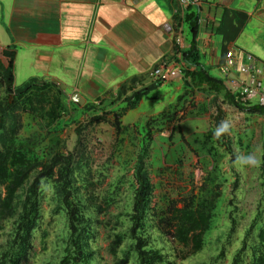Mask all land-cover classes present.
Segmentation results:
<instances>
[{
	"label": "rangeland",
	"instance_id": "rangeland-1",
	"mask_svg": "<svg viewBox=\"0 0 264 264\" xmlns=\"http://www.w3.org/2000/svg\"><path fill=\"white\" fill-rule=\"evenodd\" d=\"M209 72L218 76L215 71ZM148 77L151 78L150 72ZM157 85L151 84L152 87ZM17 86H20L19 83ZM190 87L173 101L163 95V102H154L153 97H148L152 92L145 97L147 89H139L134 97L133 92L122 101L112 99L81 113L67 111L60 103L54 120L47 119L40 110L31 113L22 105V109L17 111L20 128L14 136L12 148L28 157L31 165L50 163L58 155L69 157L70 154V192L74 200L83 204L85 216L92 220L86 223L90 235L86 241L88 247L96 252L94 263L113 262L115 258L107 251L108 245L115 233H123L117 257L128 253L127 264H137L134 239L129 233V214L137 184L136 166L147 140L146 130H150L151 141L149 154L144 160L145 170L141 175H145L152 184L151 205L156 204L159 210L166 197L176 199L189 192L198 194L205 182L219 193L212 222L197 252L189 254L187 249L168 235L163 236L156 230L150 215L146 214L144 229L151 246L165 253L172 264H231L247 231H250L249 241L256 242L257 229L264 223V166L242 167L237 157L255 153L264 159V114L240 111L226 103L223 92ZM16 94V91L7 93L5 85H0L1 114L11 108L7 104L19 103ZM129 105H133V109L135 106L137 108L126 115L123 122ZM145 110L150 113L145 114ZM112 111L118 112L124 123V129L118 136H115L109 123L87 122L94 114H107L112 118ZM225 120L230 123L228 133L218 139L204 135L206 131L214 133L217 125ZM179 127L185 136L183 140ZM177 159L182 161L180 168ZM58 167L55 166L53 170L57 172ZM78 167L90 168L93 189L84 190V183L76 177ZM41 168L40 163L37 168H31L30 179ZM58 176L54 173L52 177L42 180L38 195L40 218L33 231L28 260L21 264H51L62 256L68 226L59 192L60 184L56 181ZM26 185L19 190L20 198L24 195ZM90 190L93 202L88 199ZM104 200L111 202L110 207L96 214L93 205L89 204L97 203L103 207ZM95 217L99 222H94ZM15 219L13 217L2 223L0 253L12 238ZM219 253L223 254L213 260Z\"/></svg>",
	"mask_w": 264,
	"mask_h": 264
},
{
	"label": "crops",
	"instance_id": "crops-1",
	"mask_svg": "<svg viewBox=\"0 0 264 264\" xmlns=\"http://www.w3.org/2000/svg\"><path fill=\"white\" fill-rule=\"evenodd\" d=\"M182 7L179 0H0V74L8 64L4 51L14 52V87L34 79L50 86L52 100L79 113L139 89H147L145 97L152 92L154 102L163 95L173 101L191 86L183 69L192 67L177 49L189 47L184 15L192 12L200 60L209 71L221 78L219 67L232 48L239 60L256 58L264 82V0ZM156 68L161 78L155 81L148 74ZM129 107L123 122L137 108Z\"/></svg>",
	"mask_w": 264,
	"mask_h": 264
},
{
	"label": "trees",
	"instance_id": "trees-1",
	"mask_svg": "<svg viewBox=\"0 0 264 264\" xmlns=\"http://www.w3.org/2000/svg\"><path fill=\"white\" fill-rule=\"evenodd\" d=\"M189 9V6H187ZM186 9V10H187ZM184 20L188 22L191 32L189 47L180 51L182 60L192 68L184 69L185 83L188 86L200 88L204 85L209 91L223 92V99L227 104L234 106L242 112H251L264 114V103H251L244 100L239 92H233L226 88L222 78L212 75L208 67L200 60V52L197 45L198 20L192 12H186ZM14 52L4 51L8 58L7 67L0 74V85H5L7 93L17 92L15 97L19 98V103L7 104L9 111L1 114L0 112V228L5 220L16 217L15 227L12 238L8 246L0 253V264H21L26 263L31 248L33 231L37 226V220L40 218L39 189L43 179L52 177L57 173L56 181L60 184L61 201L66 210L68 236L63 248L61 258L51 264H100L94 263V255L86 241L90 235L87 232V222L92 220L84 214V206L79 200H74L70 192V172L69 166L71 157L58 155L50 163H41L42 168L36 170V175L30 179L31 168H37V165H31L24 154L13 150L14 136L20 128V120L17 111L22 109L29 110L31 113L41 111L47 119L54 120L57 116L58 99H53L50 95V86L40 85L36 80H29L19 87H14ZM203 88V87H202ZM136 93H133V97ZM22 105V106H21ZM111 117L106 114H94L88 119V124L106 122L114 129L115 136L121 134L123 126L121 125L119 113L111 112ZM180 138L185 139L179 127ZM206 137H214L213 132L206 131ZM146 142L142 146L139 155L136 171V186L133 195V204L129 219L131 227L129 233L134 239V252L137 264H172L167 255L150 244V238L145 234V215L155 223L156 230L163 236L170 237L187 249L189 254L197 252L203 243V235L208 230L213 215V208L218 196V191H214L208 182H205L199 188L198 194L189 192L178 198H167L165 203L158 210L155 205H151L150 195L152 194V184L148 181L142 171L145 170L144 160L148 156L149 145L151 141L150 130L145 131ZM264 160V159H263ZM180 168L182 161L176 160ZM25 164V166H23ZM59 165V167L57 166ZM23 166V167H22ZM58 167L57 172L53 170ZM264 166V163H262ZM90 168L76 169V177L84 183V190L94 186L90 180ZM24 195L19 197V190L25 185ZM217 185L216 187H218ZM93 189V188H92ZM88 199L93 202L91 190ZM19 199V202L17 201ZM101 204L91 203L93 211L96 214L105 212L111 205L110 201H103ZM94 222H99L95 217ZM140 233H137V231ZM249 232L241 242L240 248L233 256L231 264H264V223L257 229L256 242L249 241ZM123 233H115L110 241L107 251L114 256L111 264H127L129 260L128 253L122 257H117L118 248L123 241ZM223 254V253H222ZM216 256L213 260H217ZM247 257V258H246ZM213 264V263H212Z\"/></svg>",
	"mask_w": 264,
	"mask_h": 264
},
{
	"label": "built area",
	"instance_id": "built-area-1",
	"mask_svg": "<svg viewBox=\"0 0 264 264\" xmlns=\"http://www.w3.org/2000/svg\"><path fill=\"white\" fill-rule=\"evenodd\" d=\"M184 7L193 6L199 0H179ZM180 37L176 38L179 45ZM239 60V53L230 48L225 52L224 61L219 67L220 76L226 88L239 92L244 100L252 103H264V82L262 69L257 66L256 58L245 54ZM160 69L150 72L151 78H161Z\"/></svg>",
	"mask_w": 264,
	"mask_h": 264
},
{
	"label": "clouds",
	"instance_id": "clouds-1",
	"mask_svg": "<svg viewBox=\"0 0 264 264\" xmlns=\"http://www.w3.org/2000/svg\"><path fill=\"white\" fill-rule=\"evenodd\" d=\"M230 131V123L225 120L221 121L214 131V136L219 138L222 135L228 133ZM237 162L240 166H247L249 168H256L260 167L264 160H262L257 154L255 153H248L246 155H241L237 157Z\"/></svg>",
	"mask_w": 264,
	"mask_h": 264
},
{
	"label": "water",
	"instance_id": "water-1",
	"mask_svg": "<svg viewBox=\"0 0 264 264\" xmlns=\"http://www.w3.org/2000/svg\"><path fill=\"white\" fill-rule=\"evenodd\" d=\"M78 101V100H77ZM79 102V101H78Z\"/></svg>",
	"mask_w": 264,
	"mask_h": 264
}]
</instances>
